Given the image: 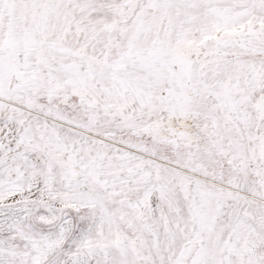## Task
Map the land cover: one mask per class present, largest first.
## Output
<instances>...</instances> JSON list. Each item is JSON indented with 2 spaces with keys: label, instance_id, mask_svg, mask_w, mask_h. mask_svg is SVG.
Masks as SVG:
<instances>
[{
  "label": "rangeland",
  "instance_id": "obj_1",
  "mask_svg": "<svg viewBox=\"0 0 264 264\" xmlns=\"http://www.w3.org/2000/svg\"><path fill=\"white\" fill-rule=\"evenodd\" d=\"M0 2V47L4 49L0 48L1 58L13 52L8 41L11 37L26 41L34 34L42 37L37 36L35 48L15 52V61L23 65L27 62L23 66L26 70L22 68L20 74L13 71L11 77H6L8 71L0 64V123L5 127L6 119L11 118L6 123L18 136L11 151L35 155L38 170L42 174L47 171L43 174L46 181L56 183L58 190L41 196L30 191L24 197H17L14 191H9L11 184H25L35 173L17 159L10 161L1 150L0 264H70L71 251L78 253L87 247L95 249V256L88 257V263L93 264L97 252L104 253L110 248L113 231L122 234L125 244L128 241L126 246L134 252L138 264H212L214 259L216 264H264V167L259 146L264 135V119L255 107L257 96L264 91V26L261 25L264 0ZM243 30L247 31L240 34ZM233 35L238 39L231 38ZM186 41L196 42L203 48L194 62L195 68L186 74L183 82L180 80L182 69L171 62L170 53ZM155 48L168 56L169 66L160 61L155 64L163 78H167L165 81L173 89L177 88L173 91L176 97L180 96L173 105L161 104L164 93L153 84V73L149 72L153 70V59L147 54L157 51ZM28 53H31L29 57ZM45 53L51 59L50 64L39 60V55ZM122 59L130 62L134 73L118 65ZM8 78L14 88L6 95L9 91L4 89V83ZM17 85L21 87L18 89ZM130 85L135 90L144 89L143 94H138ZM223 87L228 94H224ZM210 96H213L212 102ZM203 101H209L215 108L206 109ZM193 102L199 103L197 107ZM184 106L185 111L181 112ZM151 107L155 109L153 112ZM183 118L193 125L190 131L177 126ZM161 121L164 122L159 127ZM141 161L147 163L145 168ZM148 172L155 175L151 178ZM154 181L161 187L162 198L158 197L157 208L161 210L153 209L155 198L149 196ZM78 190H84L89 197L80 199ZM148 196L153 212L151 219L139 215L135 208L136 203ZM44 200H49L51 210L43 204ZM201 245L208 247L204 249Z\"/></svg>",
  "mask_w": 264,
  "mask_h": 264
},
{
  "label": "bare ground",
  "instance_id": "obj_2",
  "mask_svg": "<svg viewBox=\"0 0 264 264\" xmlns=\"http://www.w3.org/2000/svg\"><path fill=\"white\" fill-rule=\"evenodd\" d=\"M13 1H16V0H13ZM2 2V1H1ZM0 2V3H1ZM6 2V1H5ZM9 2H10V0H9ZM13 3H15V2H13ZM20 3V2H19ZM2 5H4V4H2ZM10 4H8V6H9ZM18 5V4H17ZM6 6H7V3H6ZM5 6V7H6ZM3 7V6H2ZM18 7V6H17ZM11 8V7H10ZM9 9V8H8ZM51 9V8H50ZM21 10V9H20ZM42 10V9H41ZM48 10V9H47ZM11 10L9 9V12H10ZM44 11V10H43ZM39 12V11H38ZM2 13H4V12H2ZM23 13V12H22ZM42 13V12H41ZM48 13V12H47ZM46 13V14H47ZM14 14V13H13ZM45 15V14H44ZM11 16V15H10ZM43 16V15H42ZM5 20V19H4ZM4 20H2V21H4ZM11 20V19H10ZM10 22V21H9ZM249 23V22H248ZM250 23H251V21H250ZM249 23V24H250ZM264 22L262 21V26H264V24H263ZM13 25H15V23L13 24ZM242 25V24H241ZM246 25V24H245ZM251 25V24H250ZM249 25V26H250ZM243 26V25H242ZM253 26V25H252ZM246 28H247V26H245ZM244 27V28H245ZM7 28V27H6ZM238 28H240V27H238ZM8 30H10V28L8 29ZM36 30V29H35ZM241 30V29H240ZM248 30V29H247ZM246 30V31H247ZM25 31H26V28H25ZM30 31V30H29ZM32 31V30H31ZM34 31V30H33ZM246 31H240V34H243V33H245ZM15 32V31H14ZM35 32H37V31H35ZM25 33V32H24ZM32 33V32H31ZM34 33V32H33ZM38 33V32H37ZM239 33V32H238ZM13 34V33H12ZM18 34V33H17ZM28 33H26V35H27ZM39 34V33H38ZM1 36V35H0ZM6 36V35H5ZM15 36H17V35H15ZM24 36V35H23ZM28 36V35H27ZM26 36V37H27ZM30 36V35H29ZM33 36V35H32ZM37 36H39V35H37L36 34V36H35V34H34V37L33 38H31V37H28V41H26V40H22V39H20V38H17V37H11L8 41H9V43H10V46H12V47H10V48H13L12 50H13V52H12V50H11V55L10 56H8V57H6V58H1L0 57V64L1 65H3V66H5V70H7L8 72L6 73L7 74V76L6 77H8L13 71H16L17 73H21V72H23L22 71V68H23V66L25 65V64H27V62L25 63L24 62V65L23 64H20L19 62H17V61H15L14 60V54H15V52L16 51H19V50H22V48H25L26 50H27V48H31V47H33L36 43H38L37 41ZM219 37H220V34L218 35ZM222 36V35H221ZM242 36V35H241ZM7 37V36H6ZM19 37H21V36H19ZM39 37H41V36H39ZM183 37V36H182ZM22 38V37H21ZM24 38V37H23ZM31 38V39H30ZM42 38V37H41ZM231 38H234L235 40L236 39H238V36L237 35H233ZM7 39V38H6ZM39 39V38H38ZM46 39V38H45ZM183 39V38H182ZM4 40V39H3ZM42 40V39H41ZM43 40H44V37H43ZM54 40H57V39H54ZM241 40V39H240ZM171 41V40H170ZM238 41V40H237ZM242 41V40H241ZM241 41H239V43L241 42ZM40 42V41H39ZM44 42V41H43ZM193 41H191V42H183V43H180V44H178L177 46H176V48L175 47H173L172 49H174V52H172V53H170V60H171V62L174 64V62H176V64H178V66H180L181 67V77H180V80H182L183 82H184V77L186 76V74L187 73H189L190 72V70H192V68H195V66H194V62H196V58H197V56L199 55V54H201V51H202V48H203V46L202 45H196V44H194V43H196V42H194V43H192ZM2 43V42H1ZM164 43V42H163ZM162 43V44H163ZM166 43V42H165ZM168 43V42H167ZM175 43H176V41H175ZM178 43V42H177ZM238 43V42H237ZM5 44V43H4ZM50 44V43H49ZM52 44V43H51ZM59 44V43H58ZM242 44V43H241ZM7 45V44H6ZM6 45H5V47H6ZM39 45V44H38ZM40 45H42V44H40ZM39 45V46H40ZM45 45V44H44ZM53 45V44H52ZM158 45H160V44H158ZM170 45H172V43L170 44ZM243 45V44H242ZM4 46V45H3ZM50 46V45H49ZM154 46H156V45H154ZM161 46H163V45H161ZM166 46V45H165ZM173 46V45H172ZM171 46V47H172ZM244 46V45H243ZM8 47V49H9V46H7ZM44 48H45V46H43ZM53 47V46H52ZM56 47V46H55ZM158 46H156V48H157ZM247 47V46H246ZM1 48V47H0ZM33 48H35V47H33ZM40 48H42V46L40 47ZM54 48V47H53ZM58 48V47H57ZM154 49V50H157V49ZM161 48V47H160ZM160 48H158L159 50H157V51H153V52H149V54H147V56L148 57H150V60H151V58L153 59V70L151 71L150 70V66H149V72L151 73H153L152 75H153V84H155L157 87H159L160 89H161V91H163V97H162V95H161V100L160 101H162L163 103H161V104H164V103H167V104H172L174 101L176 102V100L178 99L177 97H178V95L179 94H177V97H176V95H175V92L173 91V90H176L177 88L175 87V89H173V87L171 86V85H169L166 81H165V79H167L166 77H165V79L163 78V76H162V71L160 70V69H158L157 68V65L155 64V62H157V61H160V62H162V64L164 63V64H167L168 66H169V62H168V56H166V54H165V52H163V50L161 51L160 50ZM165 48V47H164ZM163 48V49H164ZM2 49V48H1ZM28 49V50H29ZM46 49V48H45ZM45 49H43L42 51H44ZM47 49L49 50V48L47 47ZM55 49V48H54ZM61 49V48H60ZM133 49V48H132ZM162 49V48H161ZM171 48H169V50H170ZM2 50H4V49H2ZM2 50H0V51H2ZM24 50V49H23ZM25 50V51H26ZM56 50V49H55ZM55 50H54V53H55ZM152 50V49H151ZM36 51V50H35ZM38 51V50H37ZM50 51V50H49ZM130 51V50H129ZM134 51H136V50H134ZM133 51V52H134ZM139 51V50H138ZM20 53H21V51H19ZM18 52V53H19ZM29 52V51H28ZM144 52V51H143ZM7 53V52H6ZM24 51H23V55H24ZM34 53V52H33ZM36 53V52H35ZM130 53V52H129ZM129 53H128V55H129ZM146 53V52H145ZM4 54V53H3ZM37 54H39V53H37ZM131 54V53H130ZM19 55V54H18ZM31 55V53L29 54L28 53V57ZM126 55V54H125ZM26 56V55H25ZM49 56V55H48ZM47 55H46V53L45 54H40L39 55V60L40 61H42V62H46V63H49L50 64V60H49V57H48ZM124 56V55H123ZM122 56V57H123ZM127 56V55H126ZM125 56V57H126ZM121 57V58H122ZM124 57V58H125ZM133 57H135V56H133ZM138 58H140V56H136L135 57V59H138ZM147 58V57H146ZM24 59V58H23ZM38 59V58H37ZM128 59H129V57H128ZM148 59V58H147ZM25 60V59H24ZM29 60V59H28ZM121 60V59H120ZM119 60V61H120ZM127 60V59H126ZM132 60V59H131ZM140 60V59H139ZM142 60V59H141ZM198 60V59H197ZM40 61H38V62H40ZM89 61V60H88ZM105 61V60H104ZM128 61H130V60H128ZM144 61H147V60H144ZM21 62H22V60H21ZM107 62V61H106ZM45 63V64H46ZM90 63V62H89ZM94 63V62H93ZM93 63H91V64H93ZM101 63V62H100ZM99 63V64H100ZM110 63V62H109ZM108 63V64H109ZM128 63H130V62H128ZM127 62H125L123 59H122V61L118 64V65H120V66H123V67H125V70H128L130 73L131 72H133L134 73V67L132 66V65H129ZM132 63V62H131ZM139 63V62H138ZM39 64V63H38ZM62 64H64V63H62ZM104 64V63H103ZM149 64V63H148ZM171 64V63H170ZM172 64V65H173ZM52 65V64H51ZM75 65V64H74ZM87 65H88V63H87ZM107 65V64H106ZM115 65H116V63H115ZM135 66H136V64H134ZM138 65V64H137ZM143 65V64H142ZM150 65V64H149ZM175 65V64H174ZM196 65V64H195ZM49 66V65H48ZM62 66V65H61ZM101 66V65H100ZM103 66H105V64L103 65ZM117 66V65H116ZM140 67H141V65H139ZM165 66V65H164ZM63 67V66H62ZM61 67V68H62ZM66 67H68V66H66ZM74 67V66H73ZM91 67H93V66H91ZM97 67H98V65H97ZM140 67H135L136 69H138V68H140ZM176 67V66H175ZM4 68V67H3ZM51 68V67H50ZM54 68H55V66H54ZM59 68V67H58ZM58 68H55V69H58ZM101 68V67H100ZM143 68H144V66H143ZM161 68V67H160ZM166 68V67H165ZM168 68V67H167ZM24 69V68H23ZM98 69V68H97ZM106 69V68H105ZM120 69V68H119ZM118 69V70H119ZM162 69V68H161ZM24 70H26V69H24ZM29 70V69H28ZM59 70H60V68H59ZM63 70V69H62ZM81 71V69H79L78 68V71ZM124 70V71H125ZM140 70H141V68H140ZM144 70V69H143ZM147 70V68L145 69V71ZM165 70V69H164ZM174 70V69H173ZM35 71V70H34ZM58 71V70H57ZM94 71H95V69H94ZM103 71V70H102ZM106 71H107V69H106ZM113 71V70H112ZM119 71H121V70H119ZM168 71V70H167ZM178 71V70H177ZM36 72V71H35ZM69 72H70V69H69ZM72 73H73V71H71ZM82 72H83V70H82ZM116 72V71H115ZM170 72V71H169ZM169 72L168 73H166V74H169ZM176 72V71H175ZM194 72V71H193ZM26 73V72H25ZM25 73L23 74L22 73V75H24L25 76ZM28 73V72H27ZM55 73H56V71H55ZM66 73H68L67 71H66ZM65 73V74H66ZM72 73H70L71 75H72ZM101 73V72H100ZM103 73V72H102ZM117 73V72H116ZM180 73V72H179ZM256 73V72H255ZM37 74V73H36ZM40 74V73H39ZM60 74V73H59ZM64 74V75H65ZM115 74V73H114ZM126 74V73H125ZM145 74H146V72H145ZM165 74V73H164ZM173 74V73H172ZM195 74V73H194ZM86 75H87V72H86ZM85 75V76H86ZM96 75H97V73H96ZM109 74H107V76H108ZM150 75V74H149ZM149 75L147 76V78L149 77ZM170 75V74H169ZM1 76H2V74H1ZM35 76V75H34ZM55 76V75H54ZM57 76H58V73H57ZM81 76H82V73H81ZM100 76H101V74H100ZM106 76V78H108ZM121 76H123V74L121 75ZM141 76V75H140ZM164 76H166V75H164ZM168 76V75H167ZM170 76H172V75H170ZM194 76V75H193ZM4 77V76H3ZM10 77H11V75H10ZM15 77H16V75H15ZM28 77V76H27ZM33 77V76H32ZM40 77H42V76H40L39 75V78ZM72 76H70V78H71ZM75 77V76H74ZM91 77V76H90ZM102 77V76H101ZM117 76H115V78H116ZM119 77V76H118ZM129 77V76H128ZM137 77H139V75L137 76ZM174 77V76H173ZM190 77V76H189ZM188 77V78H189ZM192 77V76H191ZM195 77V76H194ZM248 77V76H247ZM2 78V77H1ZM17 78H18V76H17ZM19 78H21L20 76H19ZM25 78V77H24ZM36 78V77H35ZM38 78V79H39ZM50 78V77H49ZM56 78V77H55ZM58 78V77H57ZM65 78V77H64ZM68 78H69V76H68ZM69 78V79H70ZM77 78V77H76ZM79 78V77H78ZM94 77H92V79H93ZM115 78H114V80H115ZM120 78V77H119ZM124 78V77H123ZM136 78V77H135ZM141 78V77H140ZM145 78V77H144ZM143 78V79H144ZM168 78H169V76H168ZM177 78H178V76H177ZM187 78V77H186ZM185 78V79H186ZM188 78H187V81H188ZM249 78H250V76H249ZM248 78V79H249ZM9 79V78H8ZM43 79V78H42ZM74 79V78H73ZM96 79V78H95ZM172 79V78H171ZM176 79V78H175ZM18 80V79H17ZM23 80V79H22ZM28 80V79H27ZM32 80V79H31ZM31 80H29V81H31ZM33 80H34V78H33ZM32 80V81H33ZM51 81H52V79H50ZM49 80V81H50ZM81 80H83L82 78H81ZM91 80V79H90ZM101 80V79H100ZM107 80V79H106ZM113 80V81H114ZM125 80V82H126V79H124ZM140 80H142V79H140ZM149 80V79H148ZM147 80V81H148ZM193 80V79H192ZM20 81V80H19ZM25 81V80H24ZM23 81V82H24ZM28 81V82H29ZM31 81V82H32ZM41 81V80H40ZM112 81V82H113ZM127 81H128V79H127ZM143 81V80H142ZM145 81V80H144ZM168 81L170 82V80L168 79ZM176 81V80H175ZM3 82V81H2ZM25 82H27V81H25ZM36 82H39V81H36ZM42 82H43V80H42ZM59 82V81H58ZM66 82H67V80H66ZM81 82V81H80ZM87 82V81H86ZM93 82H95V81H93ZM96 82H97V80H96ZM98 82H100L99 80H98ZM105 82V81H104ZM104 82H102V83H104ZM117 82H120V81H117ZM124 82V81H123ZM124 82V83H125ZM135 82V81H134ZM172 82V81H171ZM177 82H178V80H177ZM193 82V81H192ZM18 83V82H17ZM30 83V82H29ZM41 83V82H40ZM49 84H50V82H48ZM73 83V82H72ZM101 83V84H102ZM106 83H108V82H106ZM111 83V82H110ZM127 83V82H126ZM137 83H140V81L139 82H137ZM137 83H135V84H137ZM149 83H151L150 81H149ZM175 83V82H174ZM173 83V84H174ZM188 83V82H187ZM5 84V85H4ZM3 85H4V89L6 90V91H9L8 93H6V95L7 94H9V93H12V92H10V88L11 87H13V85H12V83H11V81H10V79H9V81L7 82H5ZM28 84V83H27ZM71 84V83H70ZM73 84H75V83H73ZM84 84H86V83H84ZM89 84V83H88ZM95 84V83H94ZM97 84V83H96ZM116 84V83H115ZM129 83H127V85H128ZM131 84H133L132 82H131ZM178 84V83H177ZM176 84V85H177ZM37 85H39V84H37ZM41 85V84H40ZM78 85V84H77ZM111 85V84H110ZM122 85V84H121ZM123 85H125V84H123ZM140 85V84H139ZM146 85V84H145ZM144 85V86H145ZM180 85H182V84H180ZM190 85V84H189ZM189 85H187V86H189ZM18 86V85H17ZM82 86V85H81ZM98 86V85H97ZM100 86V85H99ZM102 86V85H101ZM104 86V85H103ZM108 86H109V84H108ZM133 86V85H132ZM137 86V85H136ZM149 86V85H148ZM185 86V85H184ZM195 86H196V84H195ZM194 86V87H195ZM19 87H21V86H18V89H19ZM53 87H54V85H53ZM55 87H57L56 85H55ZM73 87V86H72ZM114 87H116V86H114ZM121 87V86H120ZM119 87V88H120ZM130 87H131V85H130ZM181 87H183V86H181ZM180 87V88H181ZM198 87V86H197ZM14 88V87H13ZM76 88H77V86H76ZM103 88V87H102ZM109 88V87H108ZM123 88H125L126 89V87H123ZM122 88V89H123ZM133 87H131V89H132ZM144 88H146V87H144ZM179 88V87H178ZM184 88V87H183ZM192 89H193V84H192V87H191ZM190 87H189V90L191 89ZM226 88V87H225ZM106 89V88H105ZM104 89V90H105ZM113 89V88H112ZM130 89V88H129ZM134 89V88H133ZM141 87L139 88H137L136 90H137V92H138V94H143L142 92L144 91V89L141 91ZM153 89H154V87H153ZM199 89V88H198ZM223 89H224V87H223ZM14 90V89H13ZM16 90V89H15ZM14 90V91H15ZM79 90V89H78ZM103 90V91H104ZM115 90V89H114ZM117 90H118V87H117ZM127 90H128V87H127ZM135 89H134V91H136ZM157 90V89H156ZM179 90V89H178ZM197 90V89H196ZM196 90H195V93H196ZM220 90H222L221 88H220ZM228 90H230L229 88H228ZM13 91V92H14ZM85 91H86V86H85ZM112 91V90H111ZM119 91V90H118ZM123 91V90H122ZM121 91V92H122ZM192 91V90H191ZM216 91H219V90H216ZM215 91V92H216ZM224 91H225V89H224ZM18 92V91H17ZM16 92V93H17ZM107 92V91H106ZM128 92V91H127ZM126 92V93H127ZM131 92H133V91H131ZM136 92V93H137ZM157 92H158V90H157ZM198 92V91H197ZM214 92V93H215ZM222 92V91H221ZM229 92V91H228ZM4 93V92H3ZM16 93H14L15 95H16ZM107 93H109V90H108V92ZM119 93V92H118ZM135 93V92H134ZM146 93V92H145ZM144 93V94H145ZM155 93V92H154ZM153 93V95H155ZM179 93H181V92H179ZM186 93V92H185ZM190 94H191V92H189ZM189 93L187 94V95H189ZM200 93V92H199ZM213 93V92H212ZM216 93H218V92H216ZM1 94V93H0ZM109 94H111V93H109ZM120 94V93H119ZM128 94V93H127ZM129 94H130V90H129ZM129 94H128V96H129ZM147 94V93H146ZM157 94V93H156ZM183 93H181V95H182ZM194 94V93H193ZM219 94H221L220 92H219ZM222 94H223V92H222ZM224 94H228L226 91L224 92ZM223 94V95H224ZM14 95V96H15ZM132 94H130V96H131ZM135 95V94H134ZM137 95V94H136ZM153 95H150V97L152 96V98H153ZM158 95V94H157ZM209 95V94H208ZM207 95V96H208ZM229 95H230V93H229ZM229 95H226V97L227 96H229ZM4 96V95H3ZM13 96V97H14ZM122 96H124V95H122ZM130 96L128 97V98H130ZM143 96V95H142ZM147 96V95H146ZM156 96V95H155ZM180 96V95H179ZM194 96H195V94H194ZM194 96H193V99H194ZM200 96V95H199ZM206 96V97H207ZM218 96V95H217ZM216 95H214V97H217ZM225 96V95H224ZM8 97V96H7ZM139 97V96H138ZM137 97V99H139ZM182 97V96H181ZM183 97H184V95H183ZM198 97V96H197ZM209 97V96H208ZM125 98V97H124ZM135 98H136V96H135ZM143 98H145V97H142V99ZM156 98V97H155ZM188 98V97H187ZM191 98V97H190ZM201 98V97H200ZM212 98H213V96H210V99H211V101L210 102H212ZM93 99V98H92ZM132 99V98H131ZM154 99V98H153ZM181 99V98H180ZM179 99V100H180ZM184 99V98H183ZM189 99V98H188ZM187 99V100H188ZM216 99V98H215ZM214 99V100H215ZM130 100V99H129ZM141 100V99H140ZM92 101V100H91ZM146 101H148V100H145V102ZM149 101H150V99H149ZM159 101V102H160ZM216 101V100H215ZM129 102V101H128ZM133 102V101H132ZM141 102V101H140ZM152 102V101H151ZM179 102V101H178ZM181 102V101H180ZM187 102V101H186ZM191 102V101H190ZM204 102V101H203ZM209 102V101H208ZM206 103V102H204L203 104H205L206 106H205V108L206 109H214V108H212L211 107V104L210 103ZM147 103H150V102H147ZM182 103H183V101H182ZM189 103V102H188ZM194 103V102H193ZM198 103V102H197ZM196 103V104H197ZM126 104V103H125ZM124 104V105H125ZM143 104V103H142ZM146 104V103H145ZM192 104V103H191ZM195 104V103H194ZM195 104V106L197 107V105ZM199 104V103H198ZM215 104V103H214ZM131 105V104H130ZM148 105V104H147ZM151 105V104H150ZM149 105V106H150ZM173 105V104H172ZM177 105V104H176ZM182 105V104H181ZM184 105V104H183ZM186 105V104H185ZM188 105V104H187ZM186 105V106H187ZM126 106V105H125ZM143 106H144V104H143ZM152 106V105H151ZM162 106V105H161ZM202 106V105H201ZM214 106V105H213ZM120 107V106H119ZM127 107V106H126ZM140 107H141V105H140ZM154 107V106H153ZM153 107H151L152 109H151V111L154 109ZM156 107L158 108V106L156 105ZM171 107H173V106H171ZM170 107V108H171ZM191 107V106H190ZM255 107H256V111L258 110V112H259V115H260V118L261 119H264V91L263 92H261V93H259V95L257 96V98H256V100H255ZM132 108V107H131ZM142 108V107H141ZM147 109H148V107H146ZM160 108V107H159ZM166 108V107H165ZM179 108H180V106H179ZM178 108V109H179ZM187 108V107H186ZM193 108V107H192ZM203 108V107H202ZM204 108V109H205ZM2 109H4V108H2ZM135 109V108H134ZM150 109V108H149ZM148 109V110H149ZM163 109V108H162ZM174 109H175V107H174ZM183 109V108H182ZM189 109V108H188ZM125 110H126V108H125ZM138 110V109H137ZM142 110H143V108H142ZM155 110V109H154ZM153 110V111H154ZM169 110V109H168ZM177 110V109H176ZM175 110V111H176ZM190 110V109H189ZM130 111H132V110H130ZM145 111H146V109H145ZM152 111V112H153ZM157 111H158V109H157ZM161 111V110H160ZM163 111V110H162ZM175 111L173 112V113H175ZM180 111V110H179ZM183 111H185V106H184V110H181V112H183ZM188 111V110H187ZM211 111V110H210ZM210 111H209V113H210ZM213 111V110H212ZM3 112H5L4 110H3ZM2 111H1V114L3 113ZM156 112V111H155ZM165 112V111H164ZM224 112V111H223ZM121 113V112H120ZM132 113V112H131ZM142 113H143V111H142ZM166 113H168V111L166 112ZM123 114V113H122ZM126 114V113H125ZM137 114V113H136ZM140 114V113H139ZM146 114V113H145ZM164 114V113H163ZM170 114H172V113H170ZM177 114H178V112H177ZM211 114V113H210ZM148 115V114H147ZM229 115V114H228ZM123 116V115H122ZM130 116V115H129ZM139 116V115H138ZM172 116V115H171ZM179 116V115H178ZM127 117V116H126ZM174 117V116H173ZM176 117V116H175ZM130 118V117H129ZM136 118V117H135ZM167 118V117H166ZM165 118V119H166ZM9 119V118H8ZM8 119H6V121L8 120ZM139 119V118H138ZM142 119V118H141ZM10 120H11V118H10ZM10 120H8V121H10ZM133 120V119H132ZM140 120V119H139ZM147 120V119H146ZM169 120H171V119H169ZM6 121H5V127H4V125H3V123H0V153H2L1 152V150H3V151H5L4 153H5V155L7 156V157H10V161H11V159H17V160H19L20 162H22V163H24L26 166L28 165L33 171H34V175H33V177H31L30 179H28V181H27V183H25V184H11V186H10V189H9V191L11 192V191H14L16 194L15 195H17V197H24L25 195H26V193H28V192H38V195H47V192H49V191H56L57 190V184L56 183H49V182H47L46 180L47 179H45V177H44V175L43 174H45V173H43L42 174V171L40 172L39 170H38V167H40V166H38V159H36V158H34L33 156H35V155H27L26 153H23V154H16V152H15V154H14V152H12L13 151V149H12V147H13V141H15V139H16V137H18V136H16V134H15V132H13V131H11V128H12V126L10 125V124H8V123H6ZM131 121V120H130ZM140 121H142V120H140ZM179 121V123L177 124V126L179 127V128H181V129H185L186 131H190L192 128H193V125L191 124V122L189 121V119H186V118H183V119H179L178 120ZM133 122V121H132ZM138 122V121H137ZM137 122H135V124L137 123ZM164 121H161V122H159V127H161V124L163 123ZM158 123V122H157ZM171 123H173L174 124V122L173 121H171ZM133 124H134V122H133ZM142 124V123H141ZM13 125V124H12ZM131 126V125H130ZM132 126H134V125H132ZM136 126V125H135ZM140 126V125H139ZM138 126V127H139ZM172 126V125H171ZM176 126V127H177ZM158 127V128H159ZM4 128H5V130H4ZM157 128V129H158ZM22 129V128H21ZM4 130V132L2 133V131ZM16 132H18V131H16ZM258 133V132H257ZM166 134V133H165ZM20 136V135H19ZM256 136H257V134L255 135V138H256ZM259 136H261V135H259ZM25 137V136H24ZM27 137V136H26ZM22 138V137H21ZM259 138V137H258ZM257 138V139H258ZM23 139H26V138H23ZM27 140V139H26ZM24 141V140H23ZM258 143V142H257ZM16 144V143H15ZM26 144H27V142H26ZM28 145V144H27ZM260 147H261V149H260V153H261V158H262V160L260 161V162H262V164H263V167H264V135H262L261 136V144L259 145ZM28 147V146H27ZM258 147V146H257ZM12 150V151H11ZM28 151H29V153H30V150H29V148L27 149ZM26 150V151H27ZM27 151V152H28ZM33 154V153H32ZM126 154H127V152H126ZM3 155V154H2ZM1 155V156H2ZM72 155V154H71ZM130 154H128L127 156H129ZM123 156H124V154H123ZM126 156V155H125ZM124 156V157H125ZM6 157V158H7ZM12 157V158H11ZM131 157H132V155H131ZM137 157V156H136ZM135 157V158H136ZM260 157V156H259ZM41 158V157H40ZM39 158V159H40ZM44 158V157H43ZM130 158V157H129ZM128 158V161L131 159H129ZM42 159V158H41ZM141 159V158H140ZM9 160V159H8ZM133 160V159H132ZM131 160V161H132ZM136 160V159H135ZM260 160V159H259ZM258 160V161H259ZM13 161V160H12ZM47 161V160H46ZM147 161V160H146ZM9 162V161H8ZM41 162V161H40ZM43 162V161H42ZM137 162H139V161H137ZM142 162V161H141ZM17 163V162H16ZM72 163H74V162H72ZM134 163V162H133ZM20 164V163H19ZM47 164V163H46ZM135 164V163H134ZM139 164V163H138ZM137 164V165H138ZM149 164H151V162H149ZM25 165H23V166H25ZM40 165V164H39ZM156 165V164H155ZM25 166V167H26ZM72 166H75V165H73L72 164ZM141 166L142 167H144L145 168V166H147V163L144 161V162H142L141 163ZM150 166H152V165H150ZM154 166V165H153ZM157 166V165H156ZM161 166V165H160ZM43 167V166H42ZM46 166L44 165V168H45ZM50 167V166H49ZM129 167V166H128ZM127 167V168H128ZM158 167H159V165H158ZM28 168V167H27ZM124 168V167H123ZM138 168V167H137ZM140 168V167H139ZM142 169V171H143V168H141ZM148 169H150L149 167H148ZM154 169H156L155 167H154ZM161 169H163V168H161ZM32 170H30V171H32ZM49 170V169H48ZM124 170V169H123ZM140 170V169H139ZM261 170V169H260ZM29 171V172H30ZM141 171V170H140ZM145 171V170H144ZM147 171V170H146ZM156 171V170H155ZM135 173H137L136 171H134ZM159 172V171H158ZM161 172H163V171H161ZM120 173H121V171H120ZM143 173V172H142ZM141 173V174H142ZM151 173V172H150ZM48 174V173H47ZM122 174V173H121ZM128 174V173H127ZM131 174V173H130ZM146 174H148V175H150L149 177H151L152 176V174L153 175H155V173L153 172L152 174H149V172L148 173H146ZM160 174V173H159ZM158 174V175H159ZM264 174V173H263ZM26 175H28V174H26ZM31 175V174H30ZM46 175V174H45ZM125 175V174H124ZM135 175H137V174H135ZM161 175V174H160ZM32 176V175H31ZM121 176H123V174L121 175ZM127 176V175H126ZM162 176V175H161ZM23 177H25V176H23ZM22 177V178H23ZM120 177V176H119ZM139 177V176H138ZM148 177V176H147ZM160 177V176H159ZM26 178V177H25ZM29 178V177H28ZM121 178V177H120ZM125 178V177H124ZM141 178H143V177H141ZM140 178V179H141ZM146 178V177H145ZM152 178V177H151ZM24 179V178H23ZM127 179H128V176H127ZM135 179H137V178H135ZM140 179H138V180H140ZM154 179V178H153ZM156 179V178H155ZM154 179V180H155ZM158 179V178H157ZM99 180V179H98ZM101 180V179H100ZM126 180V179H125ZM137 180V181H138ZM142 180H146V179H142ZM151 180V179H150ZM23 181V180H22ZM21 181V182H22ZM102 181V180H101ZM101 181H99L100 183H101ZM132 181H133V179H132ZM132 181H129V182H132ZM18 182V181H17ZM155 182V181H154ZM14 183V182H13ZM23 183H24V181H23ZM126 183V182H125ZM135 183V182H134ZM134 183H133V185H134ZM142 183V182H141ZM145 183V182H144ZM146 183H147V181H146ZM149 183H150V181H149ZM161 183H162V180H161ZM127 184V183H126ZM129 184V183H128ZM132 185V184H131ZM141 185V184H140ZM76 186H78V185H76ZM129 186V185H128ZM147 187H148V184L146 185ZM189 186V185H188ZM7 187V186H6ZM70 187V186H69ZM79 187H81V186H79ZM146 187V188H147ZM1 188V187H0ZM82 189H83V186L81 187ZM150 188V187H149ZM6 189V188H5ZM77 189V188H76ZM79 189V188H78ZM84 189H86V188H84ZM148 189V188H147ZM160 189H161V187L159 186V184L157 185V183L155 182V183H152V185H151V189H150V193H149V196H151V195H153L154 196V200H153V209H157V208H159L158 206H159V204H158V202H159V200H158V197H160V198H162L161 196L162 195H160L159 196V193H161L160 192ZM164 189V188H163ZM162 189V190H163ZM70 190H72V189H70ZM69 190V191H70ZM109 190V189H108ZM161 190V191H162ZM8 191V192H9ZM58 191V190H57ZM3 192V191H2ZM53 192V193H54ZM72 192V191H71ZM70 192V193H71ZM165 192V191H164ZM69 192H67V194H68ZM9 194V193H8ZM12 194V193H11ZM34 194V193H33ZM66 194V193H65ZM67 194H66V196H67ZM30 196H31V194H30ZM66 196H64V197H66ZM70 196V195H69ZM146 197L145 199H143L140 203L138 202V203H136V205L135 206H137V207H135V208H138V212L140 213L139 215H145V216H147L148 218L150 217V219L151 218H153V212H152V208L150 207V203H149V198L150 197ZM5 197V196H4ZM31 197H33V195L31 196ZM46 198H48V196H45ZM72 197V196H71ZM78 197L81 199V198H85V199H87V197H89L85 192H84V190H78ZM69 198V197H68ZM76 198H77V195H76ZM0 199H2V197H1V193H0ZM6 199V198H5ZM79 199V200H80ZM90 199H91V197H90ZM67 200V199H66ZM72 200H74V197H73V199ZM84 200V199H83ZM6 201L8 202L9 200L8 199H6ZM70 201V200H69ZM85 201V200H84ZM87 201V200H86ZM4 202V201H3ZM31 202H34V201H32L31 200ZM72 202V201H71ZM77 202V201H76ZM101 202V201H100ZM75 203V202H74ZM43 204H45V206H47V209L48 210H51V209H49L50 208V202H49V200H44L43 201ZM97 204V203H96ZM53 205V204H52ZM97 205H99V202H98V204ZM44 206V205H43ZM49 206V207H48ZM51 208H53V207H51ZM99 208V207H98ZM157 210H161V209H157ZM52 211H54V209H52ZM138 212H137V216H138ZM194 214H196V212L194 213ZM248 214V213H247ZM246 214V215H247ZM140 217V216H139ZM195 217V216H194ZM247 218L249 219V216L247 215ZM196 219V218H195ZM250 219H253V218H250ZM160 220H161V218H160ZM196 220H198V219H196ZM199 220H201V218L199 219ZM247 220V219H246ZM249 221H251V220H249ZM218 226V225H217ZM67 227V226H66ZM219 228V227H218ZM223 229V228H222ZM65 230V229H64ZM67 230V229H66ZM212 230V229H211ZM63 231V230H62ZM102 231H104V230H102ZM220 231H222L221 230V228H220ZM105 232V231H104ZM212 232V231H211ZM216 232V231H215ZM66 233V232H65ZM64 232L62 233V234H65ZM105 233H107V232H105ZM113 239L114 240H110L111 241V245L109 246L110 248H108V249H106L107 251L106 252H97V258L95 259V262L93 263V264H138L137 263V261H136V256H135V258H134V252H132V250L131 249H129L127 246H126V244H128L127 242L128 241H126V244H125V238L124 237H122L117 231H113ZM212 233H214V232H212ZM212 233H209V234H212ZM217 233V232H216ZM109 234V233H108ZM48 235V234H47ZM46 235V236H47ZM109 235H111V234H109ZM215 235V234H214ZM44 236V235H43ZM220 236V235H219ZM42 237V236H41ZM51 237V236H50ZM50 237H48V238H50ZM106 237V236H105ZM110 237V236H109ZM30 239H31V237H29ZM47 238V239H48ZM210 238H213V235H212V237H210ZM41 239V238H40ZM43 239H44V237H43ZM46 239V238H45ZM107 240V239H106ZM219 240V239H218ZM40 241V240H39ZM38 241V242H39ZM42 241H44V240H42ZM46 241V240H45ZM51 241V240H50ZM105 241V240H104ZM108 242H109V238H108V240H107ZM106 241V242H107ZM211 241V240H210ZM29 242V241H28ZM32 242H34V241H32ZM37 242V243H38ZM216 242V241H215ZM37 243H36V245H37ZM40 244H44V243H41V242H39ZM38 243V244H39ZM101 243H103V242H101ZM100 243V244H101ZM217 243H218V241H217ZM216 243V244H217ZM31 244V243H30ZM46 244V243H45ZM48 244V243H47ZM46 244V246L48 247V245ZM90 244V243H89ZM88 244V245H89ZM93 243H91V245H92ZM96 244V243H95ZM210 244V243H209ZM213 244V243H212ZM104 245V244H103ZM106 245H107V243H106ZM30 246H32V245H30ZM128 246H130V245H128ZM202 247H203V245H201ZM207 246V245H206ZM34 247V246H33ZM42 247H45L44 245L42 246ZM86 247V246H85ZM97 247H98V245H97ZM201 247V248H202ZM208 247V246H207ZM206 247V248H207ZM100 248V249H99ZM98 249L99 250H101V246L99 247ZM103 248V247H102ZM107 248V247H106ZM204 248V247H203ZM206 248H204V249H206ZM210 248V247H209ZM34 249V248H33ZM36 249V248H35ZM105 249V248H104ZM204 249H202L203 251H204ZM37 250V249H36ZM39 251H40V249H38ZM37 250V252H39ZM42 250V249H41ZM47 250H48V248H47ZM50 250V249H49ZM98 250V251H99ZM103 250V249H102ZM212 250V249H211ZM214 250V249H213ZM44 251V250H43ZM94 251H95V249L94 248H92V247H87V248H85V249H81V250H79V252L78 253H76L74 250H73V252L71 251V254L70 255H72L73 256V259L71 258V263L70 264H89L88 263V261L90 260V258H89V260H88V257L89 256H95V255H93V253H94ZM206 251V250H205ZM208 251H209V249H208ZM216 251H217V249H216ZM219 251V250H218ZM223 251H224V249H223ZM46 252V251H45ZM48 252H50V251H48ZM47 252V253H48ZM212 252V251H211ZM68 253V252H67ZM101 253H103V254H101ZM205 253V252H204ZM216 253V252H215ZM221 253V252H220ZM40 254V253H39ZM42 254H43V252H42ZM49 254V253H48ZM47 254V255H48ZM199 254H202V253H199ZM213 254V253H212ZM217 254V253H216ZM45 255V253L43 254V256ZM67 255H69V253L67 254ZM70 255H69V257H70ZM207 255V254H206ZM217 255H219V253L217 254ZM37 256H38V254H37ZM41 256V255H40ZM200 256V255H199ZM202 256V255H201ZM200 256V257H201ZM42 257V256H41ZM216 257V256H215ZM218 257V256H217ZM40 258V257H39ZM70 259V258H69ZM202 259V258H201ZM208 259V258H207ZM206 259V260H207ZM211 259V258H210ZM218 259V258H217ZM203 260V259H202ZM205 260V259H204ZM218 261H221V260H219L218 259ZM208 262V261H207ZM219 264H220V262H218ZM222 263V262H221ZM91 264V263H90ZM204 264H206V262L204 263ZM208 264V263H207ZM210 264H211V262H210ZM212 264H216V260L214 259V261L212 262Z\"/></svg>",
  "mask_w": 264,
  "mask_h": 264
}]
</instances>
